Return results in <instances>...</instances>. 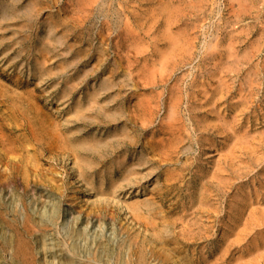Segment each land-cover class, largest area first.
<instances>
[{"label":"rangeland","instance_id":"374dc122","mask_svg":"<svg viewBox=\"0 0 264 264\" xmlns=\"http://www.w3.org/2000/svg\"><path fill=\"white\" fill-rule=\"evenodd\" d=\"M244 1L0 0V125L8 130L7 137L0 140V174H18L23 182L25 169L4 155L13 159L12 154L21 150L17 157L32 158L33 162L37 156L41 171L29 168L30 183L40 180L35 177L38 173L45 178L38 182H65L71 196L82 190L79 199L72 202L76 211L84 213L99 204L115 218L120 234L121 229H128L154 237L152 226L135 221L126 202L150 199L157 177L145 185L146 192L140 189L119 198L102 197L91 191L90 194V185L75 172L73 154L61 146L62 134L72 138L71 130H81L76 140L82 142L92 137L106 139L115 130L113 123L103 127L105 119L116 118L112 111L103 112L101 118H89L97 123L96 127L80 124L77 112L92 99H256L251 114L260 117L249 131L256 137L263 135L264 0ZM106 105L108 102L103 103ZM163 113L161 108L158 115ZM85 128L87 131L83 132ZM224 144V139H216L215 146L206 149L198 161L210 175L220 166L223 158L218 151ZM199 153L196 147V155ZM238 156L237 166H247L250 159L242 153ZM254 165L249 176H237L234 188L222 194L218 205L221 214L208 221L213 228L207 240L181 239L179 247L174 243L160 245L159 258L150 256L148 262L264 264V162ZM97 167V185L102 187L115 176V166L107 162ZM25 191L24 186L18 187L22 200L16 216L6 205L0 213V226L14 235L11 223L23 224L26 214H32ZM186 194L183 188L166 204L156 205L162 209L156 221L162 224L163 211L169 213L166 219L175 222L177 238L182 232V220L180 211L172 210L171 204ZM243 197L259 211L255 218H259L260 225L244 230L249 215L246 212L234 231L228 212L231 203ZM58 239L63 241L60 236ZM119 244L120 240L112 264H118ZM0 252L4 255L3 264H14L10 250L3 248L1 240Z\"/></svg>","mask_w":264,"mask_h":264},{"label":"bare ground","instance_id":"6f19581e","mask_svg":"<svg viewBox=\"0 0 264 264\" xmlns=\"http://www.w3.org/2000/svg\"><path fill=\"white\" fill-rule=\"evenodd\" d=\"M174 43L176 42L173 41ZM99 100L98 102L97 99H92L87 105L84 104L83 108L80 107L76 116L78 121L84 127H96L97 123L89 118H101L103 112L112 111L116 118L105 119L103 127L113 123L115 130L106 139L92 137L79 142L76 137L81 135L82 131L74 129L70 131L72 138L62 134L64 140L61 146L73 154L75 172L82 182L90 185L87 191L89 193L91 191L102 197L119 198L140 189L146 192L145 185L157 177L156 187L152 194L150 193V199L126 202V209L132 218L145 226H152L156 234L152 238L144 237L131 233L128 229H121L120 234L115 218L100 208L99 204L95 208H88L84 213L76 211L72 202L79 199L82 190L74 191V195L78 197L71 196V189L65 182L59 185L38 182L45 179L40 173L35 175L40 177V180L30 183L27 179L29 168L41 171L37 156H34L35 162L32 158L26 159L24 156L18 158L17 155L21 151L18 150L12 154L13 159H10L8 154L4 155V158L17 160V167L25 169L22 174L23 182L19 180L18 174H0V213L5 209V205L11 209L12 215L19 213L18 203L22 197L18 187L24 186L27 190L24 195L27 196L32 214H26L23 224L17 221L11 223L16 235L0 226V240L3 242V248L10 250L12 263L20 264L19 261H22L28 264H112L115 246L120 240L118 264H151L148 262L149 257L159 258L160 245L171 246L174 243L179 247L182 240H207L213 228L208 221L214 218V215L221 214L218 205L221 203L222 194L234 188L233 182H236L237 176H249L254 164L264 162V134L256 137L253 131H249L256 127L260 117L251 114L256 108V99H239L238 102H235V99ZM105 102H108V105L103 106ZM161 108L164 113L159 116ZM262 118L264 120V117ZM0 130L2 140L4 135L7 137L8 130L3 125H0ZM86 131V128L83 129V132ZM218 138L225 140L224 146L218 151L223 159L220 166L210 175L198 165V161L206 149L215 146ZM243 141L247 146L242 145ZM10 145L12 146L11 143ZM196 147L200 151L198 156ZM238 153L250 159L246 162L247 166H237ZM107 162L115 166V176L100 187L97 185V166ZM183 188H186V197L171 204L172 210L180 211L182 220V232L177 238L174 235L175 222L166 219L169 213L163 211L162 224L156 221L162 210L156 205L158 202L166 204L169 197L177 195ZM239 189L241 190L242 186ZM252 206L244 197L241 200L236 198L235 202L231 203L228 214L232 230L239 228V222L246 212H249V215L245 220L244 230H248L252 225H260L259 218H255L259 211ZM262 212L264 213V208ZM213 223L215 219L211 222ZM125 234L126 238H120ZM58 236L62 237L63 241L59 240ZM225 236L226 234L223 235V242H226ZM127 250L130 252L128 260H125ZM168 260L172 261L171 256H168ZM4 262V255L0 252V264Z\"/></svg>","mask_w":264,"mask_h":264}]
</instances>
